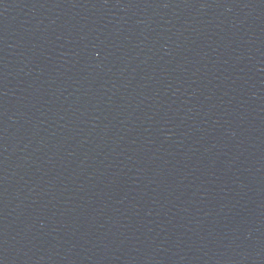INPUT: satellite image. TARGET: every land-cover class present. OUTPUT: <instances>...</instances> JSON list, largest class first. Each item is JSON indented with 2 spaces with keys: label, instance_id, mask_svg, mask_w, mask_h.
Masks as SVG:
<instances>
[{
  "label": "water",
  "instance_id": "95a60500",
  "mask_svg": "<svg viewBox=\"0 0 264 264\" xmlns=\"http://www.w3.org/2000/svg\"><path fill=\"white\" fill-rule=\"evenodd\" d=\"M0 264H264V0H0Z\"/></svg>",
  "mask_w": 264,
  "mask_h": 264
}]
</instances>
